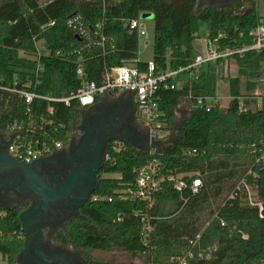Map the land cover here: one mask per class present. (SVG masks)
I'll list each match as a JSON object with an SVG mask.
<instances>
[{
	"label": "trees",
	"instance_id": "trees-1",
	"mask_svg": "<svg viewBox=\"0 0 264 264\" xmlns=\"http://www.w3.org/2000/svg\"><path fill=\"white\" fill-rule=\"evenodd\" d=\"M197 1L2 0L0 87L27 89L52 97L71 96L80 87L76 74L79 61L84 62L87 79L101 84L106 68L138 59L139 37L129 29L128 22L141 13L154 16L153 62L158 72L179 70L194 62L198 55L194 43L200 38L201 23L208 25L210 38L219 32L226 33L220 40L221 50H238L253 44L250 32L264 23L257 0H236L222 8L204 6L196 11ZM74 17H80L89 29L91 41L69 27L68 22ZM52 22L54 26L43 29ZM102 36L106 42L98 45ZM38 42H44L52 54H62H51L40 62L34 60ZM233 59L238 76L226 78L233 97L227 108L217 107L209 112L192 109L181 123H176V110L190 93L218 94L221 60L216 65L180 73L175 79L176 89L159 92L167 130L176 133L174 143L161 148L165 171L187 179L189 174L198 175L203 182L200 194L186 193L189 200L185 204L173 183H165L156 196L157 205L151 212L154 233L150 245L145 247L140 217L133 213L141 206L121 198L117 192L135 182V171L146 165L150 155L128 144L116 151L118 145L112 141L93 194L100 200L90 199L81 210L82 218L69 220L65 229L57 232V243L74 248L88 264H98L88 251L127 254L139 264H175L172 259L187 249L188 238L206 228L205 243L217 245L218 250L212 259L198 264H264V217H260L258 207L248 204L244 191L231 197L251 169L260 172L256 158L264 153V106L255 111H240L238 98L242 95L241 78L247 80V89L252 90V80L261 77L264 52L248 51ZM39 64L43 70L38 72ZM146 65L147 62L139 63L141 69ZM53 106L55 125L62 126L56 139L68 143L72 122L80 120L83 109L77 102L70 107L60 103ZM24 110L19 96L0 88L5 128L22 119ZM194 150L197 155H185ZM247 181L264 203V175L257 179L247 177ZM20 214V210L12 209L0 217V261L6 260L8 264H17L25 247V240L19 237ZM119 215L123 220H118ZM222 221L226 223L224 228Z\"/></svg>",
	"mask_w": 264,
	"mask_h": 264
},
{
	"label": "built area",
	"instance_id": "built-area-1",
	"mask_svg": "<svg viewBox=\"0 0 264 264\" xmlns=\"http://www.w3.org/2000/svg\"><path fill=\"white\" fill-rule=\"evenodd\" d=\"M143 14L141 13L137 18L128 22L129 29L132 32H136L139 37V44L142 38L146 40L149 38L145 23L141 20V15ZM54 25L55 22H52L43 26V29L46 30L48 27ZM68 25L80 36L91 41L89 37L90 31L84 26L80 17L72 18L68 22ZM250 35L253 37L252 45L238 50H221L220 40L226 37V33L219 32L215 38H210L207 34L206 38L202 41L203 50L198 53L194 62L186 68L158 72L152 60L151 62H147L145 69H141L139 63L142 61L138 57V59L125 62L123 66L111 69L106 68L101 84L87 79L84 62L79 61L76 74L80 80V87L71 96L52 97L27 89L17 90L0 87L19 96L25 105L24 117L8 124L6 127L11 135L8 153L16 160L32 164L41 158L52 155L57 150H61L67 144L56 139V135L62 129V126L55 125L53 119L55 109L53 104L60 103L70 107L73 102H77L84 110L96 104L101 97L106 95L133 94L137 117L141 118V125L148 133L147 152L150 155V159L144 167L135 171V182L131 186L119 190L117 193L121 198L130 200L141 206L138 210H134L133 213L135 216L140 217L142 223V241L144 246L148 247L154 233L151 212L156 208V196L162 190L163 185L165 183H173L174 189L180 193L185 204L189 200L185 195L186 193H189L191 196L198 195L203 187L201 177L196 174L187 175L188 179H190L188 181L184 175L167 174L165 171L166 166L160 158L162 156L161 148L172 145L174 142H170L171 139L169 140L171 132L167 130L166 117L160 108L159 92L164 89H176L175 79L182 72L199 70L208 64L216 65L220 60L228 63L233 60L235 55H243L248 51L264 52V23L258 24L250 32ZM105 42L106 38L102 36L98 45ZM148 44L149 41H146L145 45L147 46ZM51 54L44 42H38L37 53L32 59L40 62L43 57L50 56ZM61 54V51H57L52 55L59 57ZM37 70L38 72L42 71L43 66L39 64ZM261 83H263L262 93H253V95L252 93L247 95L242 94L238 98L240 111L250 109L245 104L246 100H257V106L260 108L264 106V69ZM222 100L223 98L219 94L213 96H195L193 93H190L187 98L189 102L185 101L184 103L188 112L192 109H202L209 112L217 107L223 108ZM35 101H38L36 105ZM44 104L48 106L46 109L43 107ZM72 124L76 125V121H73ZM122 144L124 143L115 141L114 145H118V147H115V150L119 151ZM197 153L194 150L186 152L185 155H197ZM256 163L260 166V172L251 169L231 197L244 191L248 204L252 207H258L260 217L263 218L264 203L258 199V192L248 183L247 177L257 179L260 174L264 175V153L256 158ZM92 199L97 201L100 200V197L94 196ZM108 200L112 202V198ZM5 215L6 212L0 210V217L3 218ZM118 220H123L122 215L118 216ZM220 225L222 228L226 227L224 221ZM205 229L196 236L188 238L187 249L180 256L172 259L175 264H198L200 261L212 259L218 250V246L205 243ZM19 237L23 238L21 232ZM243 238L247 237L244 235ZM134 264L139 263L135 262Z\"/></svg>",
	"mask_w": 264,
	"mask_h": 264
},
{
	"label": "flooded vegetation",
	"instance_id": "flooded-vegetation-1",
	"mask_svg": "<svg viewBox=\"0 0 264 264\" xmlns=\"http://www.w3.org/2000/svg\"><path fill=\"white\" fill-rule=\"evenodd\" d=\"M99 102L93 106H97ZM111 111L113 110L110 109ZM126 110L130 116L134 111V127L139 130L142 140L147 142L148 133L137 124V111L134 102H127ZM95 108L84 109L81 119L71 133L69 143L61 150L55 151L52 155L41 158L38 161L29 164L31 170L30 178L22 169L15 166L0 165V208L16 209L21 212L36 210L42 207L43 199L39 187L41 184H48L52 189H56L64 185L70 176L75 175L83 166L96 162L98 159L105 161L107 156V148L110 142V136L117 134L116 130L112 131L109 126L111 123V115L109 109L106 111L99 110L101 121L99 127L93 132H89L91 125H86L83 130L80 129L82 124V116L87 117L89 121H93ZM114 117L113 120H116ZM109 121V122H108ZM90 124H94L90 123ZM104 138L101 146L100 140ZM11 135L2 124V112L0 111V158H8V147ZM115 143V141H113ZM22 162V161H21ZM33 173V175H32ZM87 174L85 178L78 180V185L74 187L70 194L61 199L50 200L47 208L36 219L29 223L28 229L30 235L27 241V249L23 254V261L27 264H85L77 255L73 248L68 249L50 238V233L64 230L69 220L74 219L81 213V206L89 191L94 188L93 182L90 180V169L84 170ZM100 173V171H99ZM97 174V180L99 177ZM35 227L44 230L46 238L40 244L38 243V234ZM69 247V246H67Z\"/></svg>",
	"mask_w": 264,
	"mask_h": 264
},
{
	"label": "water",
	"instance_id": "water-1",
	"mask_svg": "<svg viewBox=\"0 0 264 264\" xmlns=\"http://www.w3.org/2000/svg\"><path fill=\"white\" fill-rule=\"evenodd\" d=\"M197 7H198V1H197L196 8ZM133 97H134L133 94L130 93L126 96V98L124 97V99H121L119 101L102 102V103H99L97 106L89 107L88 109H91V108H93V109L95 108L96 110L98 109V111L94 113V118L96 117V119L93 121H89L87 117L82 116V124L80 126V129L83 130L86 125H91L89 127L88 131L93 132L96 127H99V123L101 121L100 117H101L102 113L99 110L104 112V111H106V109H109L110 115H111L110 120L112 123L109 126V128L112 131L116 130V132H117V129H119L117 134L113 133V135L110 136V140L111 141H118V142H121L124 144H128V145H130L136 149H137V147H145L146 146V148L148 150V146H147L148 140H147V142L142 140L141 133L133 125L134 111L132 112V116H130L126 110L127 102H134ZM112 108H113V110L111 111L110 109H112ZM114 117H117V119L113 120ZM93 122H94L93 125L90 124ZM104 138L105 137L103 136L99 142L101 146L104 143ZM103 164H104V160L98 159V161L91 162L86 167L83 166L75 175L70 176L68 181L64 185H61L56 189H52L48 184H45V183L41 184L39 189H40V192L42 194V199H43L42 207H40L39 209H36V210L28 209L26 211L21 212V214H20L21 234L23 236V239L25 240V247H24V250L18 256L17 264H27L23 261V254L27 249V245H28L27 241H28L30 231H31V229L30 230L28 229L29 223L32 222L34 219H36V217H38L41 213H43L45 211L50 200L61 199L64 196H67L68 194H70L72 189L78 185V180L80 178H85L86 176H88L87 174L84 173V170L90 169L89 176H90V180L94 184V188L89 191V194L84 199L83 204L81 206V209H82L85 206V204L90 199H92L93 194L98 187L97 174L101 170ZM0 165L1 166L10 165V166L18 167V168L22 169L24 172H26V174L30 178V174H31L30 171L31 170L28 168L29 164L21 162L19 160H16L11 156H9L8 158L1 157L0 158ZM32 175H33V173H32ZM263 208H264V206H263ZM0 210L6 212L7 210H10V209L9 208H0ZM262 215L264 217V210L262 212ZM78 218H82L80 213L74 219H78ZM63 227L65 229V225H63ZM35 230L38 234V243L40 244L42 241L45 240L46 234H45L44 230L41 229L40 227H35ZM49 236H50V238H52V241H54L55 232L53 231L52 233H50ZM63 247L68 248V249L70 248V246L69 247L63 246ZM75 252H76V255L82 261H84L85 264H88L86 259H84L76 250H75Z\"/></svg>",
	"mask_w": 264,
	"mask_h": 264
},
{
	"label": "rangeland",
	"instance_id": "rangeland-1",
	"mask_svg": "<svg viewBox=\"0 0 264 264\" xmlns=\"http://www.w3.org/2000/svg\"><path fill=\"white\" fill-rule=\"evenodd\" d=\"M256 2H257L258 13L261 18H264V0H257ZM141 20H143V23H145L146 29L149 33V38L147 40L145 38L141 39V42L139 45V58L143 60L144 62H151L154 57V39H155L154 17L150 13H144L143 15H141ZM207 34H208V25L205 23H201L200 32H199L200 38L198 39V41H203L206 38ZM146 41H149V44L147 46L145 45ZM263 69H264V66L262 67V74H263ZM218 72L221 78V80L219 81V94L223 98L222 100L223 106L227 107L230 103L231 95L229 93V85H227L225 81H226V77L231 78L233 76H238V66H237L235 59L228 62V65L225 68V72L223 71L222 67L218 68ZM262 74H261V77H262ZM261 77L257 78L256 80H252V82L255 83V87L254 89L248 90V91L245 90L247 89V80L245 78H241V88L243 87L242 88L243 94L244 95L250 94L248 93L249 91H253L256 94L259 92L262 93L263 83H261ZM188 113L189 112L186 110V106L181 104L180 107L177 108L176 110V123L177 124L181 123L183 119L188 115ZM137 121L139 125L142 126L141 118H138ZM170 132L171 134H170L169 140L171 139L170 142H174L176 138V133L174 131H170ZM137 150L140 152H147L146 146L137 147ZM105 177L117 178L119 176L118 175H105ZM70 249L73 250L72 247H70ZM88 254L98 264H132L134 262V259H131L130 256H127V254H110V253H103L100 251H88ZM135 262H138V261L135 260ZM0 264H7V262L6 260L1 259Z\"/></svg>",
	"mask_w": 264,
	"mask_h": 264
},
{
	"label": "crops",
	"instance_id": "crops-1",
	"mask_svg": "<svg viewBox=\"0 0 264 264\" xmlns=\"http://www.w3.org/2000/svg\"><path fill=\"white\" fill-rule=\"evenodd\" d=\"M80 1H88V2H91V1H94V0H80ZM234 1H236V0H198V9L196 8V11H198L200 8H202V7H204V6H207V7H209V6H212V7H216V8H222V7H224V6H226V5H231V4H233V2ZM201 43V44H200ZM203 43H202V41H198V39L195 41V43H194V46H195V48H196V50H197V52L198 53H200L202 50H203ZM202 46V47H201ZM140 59V58H139ZM140 61H142V62H144L143 60H141L140 59ZM228 65V63L226 62V61H223V62H220V64H218V68H220V67H222V69H223V71L225 72V68H226V66ZM235 77H237V76H233V77H231V78H235ZM226 78H230V77H226ZM225 83L227 84V81H225ZM227 85H229V84H227ZM219 86V85H218ZM243 88V87H242ZM245 90H247L248 91V89H245ZM229 93H230V86H229ZM241 93L243 94V91H241ZM248 93H254L253 91H249ZM128 94H130V93H120V94H112V95H106V96H103V97H101L99 100H98V102L99 103H102V102H116V101H119V100H121V99H124V97L126 98V96L128 95ZM218 94H219V91H218ZM220 95V94H219ZM231 95V94H230ZM134 99V98H133ZM233 99V97L231 96L230 97V102H231V100ZM185 101H183L181 104H183V105H185V103H184ZM247 102H249L250 104H249V107L248 108H250L251 110H253V111H255V110H257V109H261L259 106H257V101L256 100H254V101H248V100H246L245 101V104L247 103ZM180 104V105H181ZM230 104V103H229ZM223 105V104H222ZM229 106V105H228ZM227 106V107H228ZM224 108H227V107H225V106H223ZM186 110H187V108H186ZM79 121L80 120H78V122H76V124H78L79 123ZM137 124L139 125V123H138V121H137ZM75 126L76 125H73V127H72V130H73V128H75ZM140 126V125H139ZM140 127H142V126H140ZM72 133V132H71ZM71 138V137H70ZM70 141V140H69ZM69 143V142H68ZM71 247V246H70Z\"/></svg>",
	"mask_w": 264,
	"mask_h": 264
}]
</instances>
